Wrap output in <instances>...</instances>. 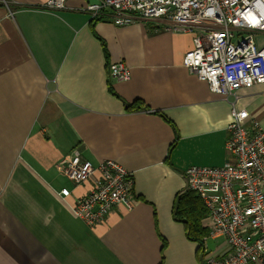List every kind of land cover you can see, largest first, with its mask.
I'll return each instance as SVG.
<instances>
[{
  "label": "crops",
  "instance_id": "obj_1",
  "mask_svg": "<svg viewBox=\"0 0 264 264\" xmlns=\"http://www.w3.org/2000/svg\"><path fill=\"white\" fill-rule=\"evenodd\" d=\"M47 1L0 0V264H199L173 207L187 168L233 161L231 100L183 65L193 35L165 19L117 26L93 20L90 0ZM118 62L128 80L109 75ZM237 104L264 128V84L241 89ZM76 153L132 172V206L93 226L77 216L70 204L94 181L65 175ZM207 216L204 259L227 247Z\"/></svg>",
  "mask_w": 264,
  "mask_h": 264
},
{
  "label": "built area",
  "instance_id": "obj_2",
  "mask_svg": "<svg viewBox=\"0 0 264 264\" xmlns=\"http://www.w3.org/2000/svg\"><path fill=\"white\" fill-rule=\"evenodd\" d=\"M66 2L48 0L44 8L61 9ZM85 10L92 19L109 18L117 26L163 18L166 30L193 35L183 65L232 105L226 147L233 161L185 171L187 189L207 208L210 236L227 245L204 264H264V128L237 104L241 89L264 84V0H97ZM109 75L124 81L131 70L112 63ZM63 170L75 185L94 181L89 193L70 204L87 224L104 221L120 204L132 206L134 175L117 161L95 165L76 153ZM60 194L67 199L71 191Z\"/></svg>",
  "mask_w": 264,
  "mask_h": 264
},
{
  "label": "trees",
  "instance_id": "obj_3",
  "mask_svg": "<svg viewBox=\"0 0 264 264\" xmlns=\"http://www.w3.org/2000/svg\"><path fill=\"white\" fill-rule=\"evenodd\" d=\"M173 212L175 219L183 222L188 238L200 244L198 259L199 264H204L203 237L208 234V230L202 225V220L207 215V208L194 192L188 190L176 196Z\"/></svg>",
  "mask_w": 264,
  "mask_h": 264
},
{
  "label": "water",
  "instance_id": "obj_4",
  "mask_svg": "<svg viewBox=\"0 0 264 264\" xmlns=\"http://www.w3.org/2000/svg\"><path fill=\"white\" fill-rule=\"evenodd\" d=\"M91 3H97V0H90Z\"/></svg>",
  "mask_w": 264,
  "mask_h": 264
},
{
  "label": "rangeland",
  "instance_id": "obj_5",
  "mask_svg": "<svg viewBox=\"0 0 264 264\" xmlns=\"http://www.w3.org/2000/svg\"><path fill=\"white\" fill-rule=\"evenodd\" d=\"M210 245H212V242H210Z\"/></svg>",
  "mask_w": 264,
  "mask_h": 264
}]
</instances>
